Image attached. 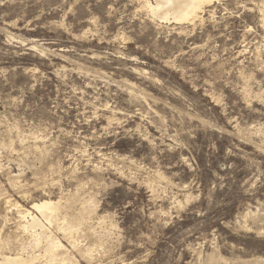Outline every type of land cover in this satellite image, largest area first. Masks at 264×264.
Segmentation results:
<instances>
[{"label": "rangeland", "instance_id": "rangeland-1", "mask_svg": "<svg viewBox=\"0 0 264 264\" xmlns=\"http://www.w3.org/2000/svg\"><path fill=\"white\" fill-rule=\"evenodd\" d=\"M142 1L0 0V252L50 197L60 262L264 264V0Z\"/></svg>", "mask_w": 264, "mask_h": 264}, {"label": "bare ground", "instance_id": "bare-ground-1", "mask_svg": "<svg viewBox=\"0 0 264 264\" xmlns=\"http://www.w3.org/2000/svg\"><path fill=\"white\" fill-rule=\"evenodd\" d=\"M211 2H212V0H143L142 1V3H143L142 7H144L146 9L148 15H150L153 19H155V18L159 19V20L164 19L165 21L172 19L176 23H188V22L193 23L197 19H199V20L202 19V16L199 13H201L203 11V9L206 5L207 6L210 5ZM5 202H6V200H5ZM7 202L9 203L10 201H7ZM10 205L12 207L16 208L17 212L21 215V218L24 219L23 220L24 223L21 224L20 227L24 231L31 232L33 235V238L31 240L32 243L30 241H28V242L33 244V247H41L42 249H44V251H45L44 255L46 256V258L44 259L45 261L41 264H54V262L56 263V261L59 260L57 258L60 255L59 251L63 250L62 246H61L62 244L60 245V243H59L60 241L59 242L55 241V239L52 237V235L48 234V232H46L44 230V228H43L44 223L43 222H46L47 224L52 226V225L56 224L55 222L61 217H62L63 221H65L67 219L66 218L67 214L59 217L60 214H62L61 203L59 201L52 200L50 197H44V198L39 199L38 201H33L30 204L29 208H25L22 205L18 204L17 202L11 203ZM30 209L35 210L39 214V216L33 214V212H31ZM84 209L85 208H83V211H84ZM84 213L85 212H81L78 216H76V217L74 216L75 218L73 217L74 219H71V223H69V226H67L66 222L64 223V225L66 224V226L65 227L62 226L63 224L61 222H63V221L61 219L60 223L62 225L59 224V225H61V227L59 226V228L64 231L65 236L68 234L69 235L72 234L75 226L80 224V222H82V220L84 219ZM4 218L7 219L6 217H4ZM5 219H4V221H5ZM1 245H3V244H1ZM28 245H30V244H28ZM24 246H25V244H24ZM19 252H18V254H19ZM18 254L7 255V254L0 252V255H1L0 256V264H26L30 260L35 259V255H31V254L29 255V253H27L29 256H27L25 258H23L21 255H18ZM66 261H67V263H65ZM39 262H41V261H39ZM59 263L60 264H71L72 262H70L66 258H62L61 262L59 260Z\"/></svg>", "mask_w": 264, "mask_h": 264}]
</instances>
